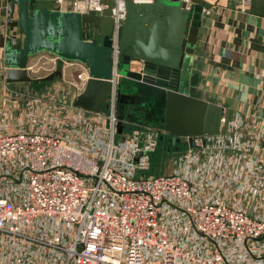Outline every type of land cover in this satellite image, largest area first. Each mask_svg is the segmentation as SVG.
<instances>
[{
	"label": "built area",
	"instance_id": "1",
	"mask_svg": "<svg viewBox=\"0 0 264 264\" xmlns=\"http://www.w3.org/2000/svg\"><path fill=\"white\" fill-rule=\"evenodd\" d=\"M103 1L52 4L85 14L104 11ZM112 1L117 70L126 0ZM239 3L247 10L252 0ZM44 61L29 72L71 63ZM89 79L83 66L75 86L83 91ZM48 98H32L24 119L0 131V264H264V122L239 121L192 147L186 137L188 156L173 174L137 178L135 158L155 151L161 135L149 129L142 139L135 129L116 142L115 90L102 113ZM225 140L238 152L226 159Z\"/></svg>",
	"mask_w": 264,
	"mask_h": 264
},
{
	"label": "water",
	"instance_id": "2",
	"mask_svg": "<svg viewBox=\"0 0 264 264\" xmlns=\"http://www.w3.org/2000/svg\"><path fill=\"white\" fill-rule=\"evenodd\" d=\"M140 1V0H139ZM211 0L125 1V18L114 67L112 0L104 11L80 14L55 8L52 0L0 1V70L7 84L52 82L60 70L44 78H32L31 58L40 54L83 65L89 75L73 107L92 113L108 108L116 91L118 133L125 123L158 119L176 143L189 137L218 136L230 125L222 106L182 92L198 42L202 16ZM137 124V123H136ZM153 127V126H150ZM222 127V129H221Z\"/></svg>",
	"mask_w": 264,
	"mask_h": 264
},
{
	"label": "crops",
	"instance_id": "3",
	"mask_svg": "<svg viewBox=\"0 0 264 264\" xmlns=\"http://www.w3.org/2000/svg\"><path fill=\"white\" fill-rule=\"evenodd\" d=\"M209 2L212 7L202 16L191 67L187 81L181 90L188 96L222 106L224 108L223 121L229 111L230 126H234L239 121L264 122V0H252L251 7L247 10H242L239 0H211ZM1 22L0 17V32L4 30ZM38 56L30 59L29 67L39 65L49 59H38ZM58 70L62 72V78H56L52 82L18 84H7L4 67L0 70V131L3 124L8 123L9 120L12 123L24 119L21 116L25 114L29 102L34 97L46 95L54 97L50 95V92L64 88L65 92L67 89V99H72L68 103L73 105L74 98L83 92L75 86L76 75L83 70V66L71 62L59 65L55 71ZM55 71L41 69L35 74L30 72V75L32 78L37 75L36 79H38L49 76ZM52 83H54L53 86ZM72 87H74V94L71 93ZM6 88L12 94L6 92ZM34 88H40V90H36L38 92L34 94ZM60 96L64 98L63 94ZM11 100H16L17 106L13 101L10 102ZM24 103L28 105L23 112L21 105L23 106ZM2 112H6L5 117H2ZM143 128L147 131L149 129L160 131L161 136L168 137V147H177L178 141L173 142V136L165 132L164 126L160 128L144 126ZM5 129L10 130L11 124H8ZM223 132L222 129L221 134ZM181 138L185 140L184 137ZM209 141L210 143L217 142V138ZM246 141H248L247 138ZM186 144L188 146V143ZM223 148L224 150L227 148L225 159L231 156V153L233 155L238 153L232 142H226ZM216 155L217 153L213 152L210 158L206 156V161L214 166L212 172L214 179L219 177L222 170L215 159ZM227 174L228 169L225 168V177Z\"/></svg>",
	"mask_w": 264,
	"mask_h": 264
},
{
	"label": "rangeland",
	"instance_id": "4",
	"mask_svg": "<svg viewBox=\"0 0 264 264\" xmlns=\"http://www.w3.org/2000/svg\"><path fill=\"white\" fill-rule=\"evenodd\" d=\"M66 9H69V5L66 6ZM51 56L49 55H40L38 56V59H47L50 58ZM37 75L34 76V78L36 79ZM54 83H52L53 86ZM73 88L72 87V94H74L73 92ZM36 90H40V88H34L33 92H35L34 94H36ZM57 90V89H56ZM45 94V93H43ZM61 94L64 95V98H62V96H60ZM50 95H53L55 98L57 97V99H61L62 101H66V102H70L72 99H67L68 98V93H67V89L65 92V89L61 88L60 90L57 91H52L50 92ZM45 99H49L46 96H42ZM47 97V98H46ZM70 104V103H69ZM27 105L28 103H24L23 106L21 105V108L23 107V112L25 109H27ZM107 111V108L104 107L103 112ZM137 123V124H136ZM136 123L134 124H129V123H125V129L122 134H117L116 136V142H120L125 140L126 135H134V131L135 129L140 131V136L142 139L145 138V135L147 133V130L145 128H143L144 126H155L157 128H160L163 126V124L158 120V119H152V120H148V119H138V121H136ZM156 130V129H155ZM158 131V130H157ZM160 132V131H159ZM161 135V132H160ZM168 137H165V135H162L160 137V141H159V145L157 147V149L155 151L152 152H145L142 151L136 158H135V166L137 167V178H141V177H150V176H160V175H170L173 174L177 169H178V165L176 164V162L178 160L183 161L186 159V157L188 156V146L185 142V140H183L182 138H179L178 142H177V147H172L169 146L168 147ZM143 157H148L149 158V162H150V167L148 169H142L140 168L141 166V158ZM175 165V167H174ZM177 165V166H176Z\"/></svg>",
	"mask_w": 264,
	"mask_h": 264
}]
</instances>
